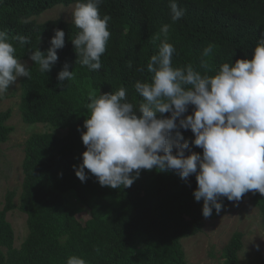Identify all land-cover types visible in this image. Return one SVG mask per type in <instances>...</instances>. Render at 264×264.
<instances>
[{"label":"trees","instance_id":"1","mask_svg":"<svg viewBox=\"0 0 264 264\" xmlns=\"http://www.w3.org/2000/svg\"><path fill=\"white\" fill-rule=\"evenodd\" d=\"M74 2L78 0H0V31L8 34L20 60L30 59L29 52L37 48L46 51L55 29L65 32V46L57 50L51 71L41 73L30 61V78L20 79L23 121L49 123L65 133L32 132L24 142L18 202L9 190L0 208V264H66L72 255L87 264H187L182 239L201 232L205 220L218 216L215 209L211 217L203 216V201H196L193 194L195 175L185 181L172 170H142L131 187L119 189L101 186L90 173L81 182L73 166L82 162L85 150L81 132L86 131L88 97L125 87L129 102H142L134 84L151 78L147 63L165 39L164 25L169 26L167 41L176 49L173 66L191 65L212 75L225 62L250 57L264 33V0H175L185 10L176 22L171 19L170 0H103L100 15L111 17V35L98 71L81 65L71 41L80 29L72 21L29 19L56 4ZM17 36H27L29 42L20 45ZM209 44L214 45L212 52L202 57ZM65 62L74 78L61 84L57 75ZM140 67L143 73L137 71ZM10 116V109L0 107V143L13 131L6 124ZM181 131L191 144V130ZM191 150L202 152L195 145ZM249 193L264 224V195ZM230 203L222 198L221 210ZM13 209L26 214L28 232L19 247L6 218ZM242 247L243 233L233 232L218 264H243ZM259 264H264V256Z\"/></svg>","mask_w":264,"mask_h":264},{"label":"clouds","instance_id":"2","mask_svg":"<svg viewBox=\"0 0 264 264\" xmlns=\"http://www.w3.org/2000/svg\"><path fill=\"white\" fill-rule=\"evenodd\" d=\"M102 3L78 0L71 13L72 23L80 29L72 44L81 65L93 71L102 67L101 56L111 35V17L100 15ZM169 7L173 22L183 17L185 10L175 0H170ZM168 30V25L162 27L165 39L147 63L151 78L134 84L142 102H129L125 87L89 94L86 131L81 132L85 150L82 162L73 167L81 182L90 173L101 186L113 189L131 187L142 170H172L185 181L194 174L195 200L203 201L202 214L209 218L213 209L220 213L222 198L239 202L249 192L264 195V33L250 57L225 62L209 75L191 65L173 66L176 49L167 41ZM16 40L25 45L29 37ZM64 46L65 32L57 28L50 47L29 52V58L41 73L48 74L58 60L57 50ZM213 48L212 44L204 48L202 57H208ZM16 52L8 34L0 31V95L18 77L30 78L28 64ZM128 66L132 67L131 62ZM201 67H208L206 60H201ZM73 78L65 62L57 80L62 84ZM181 129L194 134L191 144ZM191 145L202 152L192 151ZM66 264L87 261L72 255Z\"/></svg>","mask_w":264,"mask_h":264},{"label":"rangeland","instance_id":"3","mask_svg":"<svg viewBox=\"0 0 264 264\" xmlns=\"http://www.w3.org/2000/svg\"><path fill=\"white\" fill-rule=\"evenodd\" d=\"M77 2L69 5L56 4L40 14L29 19L43 22L48 19L62 18L72 21L71 13ZM30 59L21 62L30 63ZM20 79L10 85L9 90L0 95L2 110L10 109L11 116L6 121L13 127L7 141L0 143V208L4 203L7 191L15 193V202L21 191L23 180L22 161L24 157V142L32 132L54 131L64 134L65 131L49 123H26L19 109ZM86 217L85 213H82ZM7 220L12 224L15 239L14 245L19 247L25 239L28 228L26 214L19 209L7 212ZM235 231L243 233V247L239 258L243 264H259L264 256V224L258 207L253 203L252 195L247 193L239 202H233L220 211L215 219L205 220L201 232L182 239V246L187 264H218L221 261L222 249Z\"/></svg>","mask_w":264,"mask_h":264}]
</instances>
